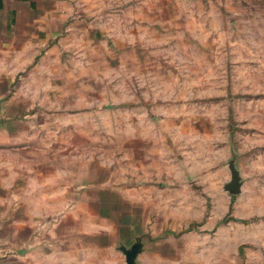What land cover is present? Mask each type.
<instances>
[{"label":"rangeland","instance_id":"obj_1","mask_svg":"<svg viewBox=\"0 0 264 264\" xmlns=\"http://www.w3.org/2000/svg\"><path fill=\"white\" fill-rule=\"evenodd\" d=\"M70 9L68 30L5 93V114L34 122L37 148L52 147L55 173L80 191L84 180L86 201L106 189L132 203L138 264H264V0ZM86 238L84 262L121 258Z\"/></svg>","mask_w":264,"mask_h":264},{"label":"crops","instance_id":"obj_2","mask_svg":"<svg viewBox=\"0 0 264 264\" xmlns=\"http://www.w3.org/2000/svg\"><path fill=\"white\" fill-rule=\"evenodd\" d=\"M70 13V0H0V264H89L86 236L122 254L112 264H126L120 248L141 240L134 209H123L131 202L106 189H90L86 201L84 180L80 191L68 169L55 173L53 148H37L34 122L5 114V93L68 30Z\"/></svg>","mask_w":264,"mask_h":264},{"label":"water","instance_id":"obj_3","mask_svg":"<svg viewBox=\"0 0 264 264\" xmlns=\"http://www.w3.org/2000/svg\"><path fill=\"white\" fill-rule=\"evenodd\" d=\"M226 190L233 195L240 192L239 173L236 170H233L232 182L227 186ZM120 251L126 257V264H138L137 260L139 254L143 251V244L136 243L131 248L121 247Z\"/></svg>","mask_w":264,"mask_h":264},{"label":"trees","instance_id":"obj_4","mask_svg":"<svg viewBox=\"0 0 264 264\" xmlns=\"http://www.w3.org/2000/svg\"><path fill=\"white\" fill-rule=\"evenodd\" d=\"M230 213V212H229ZM230 214H228L222 221L221 223H227L231 220V218L229 217Z\"/></svg>","mask_w":264,"mask_h":264}]
</instances>
